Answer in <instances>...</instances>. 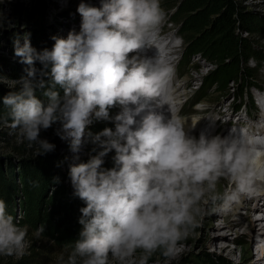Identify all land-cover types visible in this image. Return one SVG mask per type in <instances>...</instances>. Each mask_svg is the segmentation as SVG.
Wrapping results in <instances>:
<instances>
[{
    "label": "clouds",
    "instance_id": "1",
    "mask_svg": "<svg viewBox=\"0 0 264 264\" xmlns=\"http://www.w3.org/2000/svg\"><path fill=\"white\" fill-rule=\"evenodd\" d=\"M77 12L79 31L53 36L51 49L37 51L28 33L14 38L26 75L19 91L0 99L9 110L0 119L17 143L38 145L37 156L54 151L40 136L53 125L74 154L86 137L96 146L86 162L69 165L73 195L84 206L78 238L57 264H148L157 251L171 257L196 227L205 198L227 212L264 183V135L247 127L223 136L192 134L195 124L172 104L178 40L160 34L166 16L160 0H99V6L80 0ZM113 108L119 111L110 115ZM94 121L114 127L92 133ZM113 151V167H103ZM222 178L231 185L223 192L217 187ZM45 230L39 226L34 238ZM27 235L0 199V255H25Z\"/></svg>",
    "mask_w": 264,
    "mask_h": 264
},
{
    "label": "rangeland",
    "instance_id": "2",
    "mask_svg": "<svg viewBox=\"0 0 264 264\" xmlns=\"http://www.w3.org/2000/svg\"><path fill=\"white\" fill-rule=\"evenodd\" d=\"M49 1L53 3L56 0H0V86L7 92L19 91L21 77L26 75L27 65L21 63L20 58L14 55V38L23 37L29 32H36L44 36L47 48L51 49L54 44L53 36L66 37L70 31H66L64 20L68 17L74 21L75 13L72 9L75 8V5L62 9L65 2L49 7ZM237 1L241 9L249 12L252 17L251 31H243L242 34L246 35L252 43L255 58L250 56L241 62V73L237 75V80L220 83L211 82L206 77L207 73L215 68L217 59H211L200 52L189 51L187 48L192 38H195L200 32L197 25H189L187 28L185 26L187 15L197 8L196 2L193 0H160L161 7L166 14L161 30H167L165 35H172L173 42L177 40L181 42L180 45L174 46L176 53L173 55V66L176 68V75L181 74L179 81L174 84L189 81L184 86V91H186L185 96H182V105H184L182 109L184 110L181 111L180 116L195 113L194 106L218 107L223 111L226 106H231L234 113L244 114L242 106L246 104L251 114L256 112L255 101L252 97L256 93L255 86L264 88V61L258 59V55L264 53V0ZM17 4L22 6V10H17ZM28 9L30 15L27 12ZM80 20L81 18L77 19L76 23ZM68 29H71V26L68 25ZM36 67L40 68L37 65ZM242 90L243 93H240ZM36 95L43 102L46 99L43 94L39 93V90L36 91ZM239 100L241 101L238 106L240 109L235 111V104ZM248 100L250 101L247 102ZM185 110L188 113L184 112ZM205 110L211 112L210 114L214 115L215 118L221 115L220 117L223 119L226 116L224 113L218 115L212 110ZM8 111L6 106L2 107L0 118L5 117ZM117 111H119L118 108L111 109L110 115H114ZM104 127H114V125L111 121H94L89 126V130L96 133ZM56 147L59 160L58 166L54 169L56 172H54L53 177H59L60 180L56 185L48 187L46 192L41 195L39 184L36 181L26 180L19 174L20 160L23 157L33 156L31 148L22 151L16 140V132L7 126L4 119H0V163L2 168L0 173L1 180H3V183L1 182L3 185L0 186V199L5 201L6 211L15 218V222L21 226H27L28 235L26 239L30 244L32 241L40 240V246L35 249L37 251L35 254L36 264H57V256L66 248H70L71 245L69 244L58 243L56 239L52 242L49 239L51 236L55 238V233L52 232L47 223L48 206L49 203H55L62 195H66L67 192L73 194L68 175L69 165L86 162L91 155L95 154L92 150L96 146L86 137L79 153L74 154L71 152L68 142L61 140L56 135ZM74 156H78V159H74ZM113 156L114 151L109 152L104 157L103 167H113ZM228 189L226 186L225 191ZM255 191L257 192V190ZM252 194L258 193L252 192ZM245 198L246 195L242 196L240 201ZM79 201L84 206V202L80 199ZM258 201L262 203L263 199ZM252 203L250 202L251 206H253ZM220 204V201L213 203L205 198V201L200 204L202 211L197 216L196 227L190 228L188 234L178 242L174 255L165 257L157 251L149 258L148 264H250L251 260L257 258V254L253 249L254 252L248 256L245 248L248 245H255L257 242L255 239L260 236L259 232L255 233L260 228V221L254 218L259 216V213H256L252 218L246 217L249 208L245 206V203L238 207H235L236 203H234L231 207L236 214L229 220L233 222L235 215H238L241 223L234 225L232 229H228L231 232V237L228 238L229 246L223 249L219 244L216 246L206 244L208 238L213 234L212 232L217 230V226L230 212L221 210ZM259 205L263 206L262 204ZM256 210L259 211V209ZM41 225H45L46 230L42 238L36 239L33 233ZM209 226L212 228H208ZM223 229L225 228H219V230ZM248 236H252L254 239L249 241ZM216 254L224 255L225 261H218L214 256ZM16 257L0 255V264L8 258ZM210 257L214 260L213 262L209 259Z\"/></svg>",
    "mask_w": 264,
    "mask_h": 264
},
{
    "label": "trees",
    "instance_id": "3",
    "mask_svg": "<svg viewBox=\"0 0 264 264\" xmlns=\"http://www.w3.org/2000/svg\"><path fill=\"white\" fill-rule=\"evenodd\" d=\"M196 2V9L187 15L185 22L186 28L189 25H197L200 28L199 35L189 42L187 48L189 51L200 52L209 58H216L215 68L206 75L211 82L217 81L227 83L231 80H237V75L241 73V62L250 56L255 58V51L252 43L242 32H250L252 21L249 12L241 9L237 0H193ZM17 10H22V6L17 4ZM30 15V10L28 9ZM31 45L40 51L47 48L44 36L36 32H29ZM194 53V52H192ZM258 59L264 61V53L258 55ZM38 67L41 65L37 62ZM247 86V85H246ZM9 92L0 86V99ZM40 94L42 90H39ZM243 93V90L240 91ZM62 94V90H61ZM47 102V98L44 100ZM239 100L235 104V110L240 109ZM5 107L0 103V110ZM57 125L47 130H41L40 136L47 139L55 145L54 151L44 156H37L38 145L29 146L27 141L18 143L22 151L31 148L32 157H23L20 160L19 174L26 180L37 182L41 195L46 192L47 188L54 184V169L58 166V153L56 147V129ZM0 171H2L0 163ZM0 173V186L3 185ZM2 182V183H1ZM52 191V190H51ZM53 192V191H52ZM62 192V190H61ZM53 200V199H52ZM47 210V223L55 233V239L58 243L72 245L76 238L81 225L78 218L81 215L79 209L83 206L79 198L67 192L57 199L55 203H49ZM39 245L32 241L28 251L23 256L8 258L2 264H36V250ZM218 261H225L226 257L222 254L214 255ZM214 261L211 257L209 258Z\"/></svg>",
    "mask_w": 264,
    "mask_h": 264
},
{
    "label": "bare ground",
    "instance_id": "4",
    "mask_svg": "<svg viewBox=\"0 0 264 264\" xmlns=\"http://www.w3.org/2000/svg\"><path fill=\"white\" fill-rule=\"evenodd\" d=\"M84 2L95 5V6H99V0H84ZM58 3H64V5H62V9L67 8V6L75 5V8L72 9L75 13L74 21L72 19L66 17L64 22H66V31H69V30L70 31H72V30L79 31V26H80L81 20H80V22H77V23H76V20L81 18L80 14L77 12V6L80 3V0H56L53 3H51L49 1L48 6L51 7V6L56 5ZM65 4H67V5H65ZM68 25L71 26V29H68ZM163 25H164V23L161 25V27H163ZM166 31L167 30L163 29L160 31V34L165 40L172 43L173 42L172 41V35H170V34L165 35ZM175 53H176V50H174V47H172V56ZM176 72H177L176 68L174 67L173 80L175 78L179 79L181 77V74L179 73L176 75ZM175 83H177V82H175ZM188 83H189V81L180 82L176 85L174 83H172V88H173V93H172V98H171L172 104H173L174 108L178 111L179 115H180L181 111L184 110V109H182V106H184V105H182L183 104L182 96H185V94H186V91H184V86ZM194 107L195 108H193V110L196 111L195 113H189L187 116H181L184 118V120L188 124H195L194 129H191V132L193 135L198 136L201 131H204V132H206L208 134H212V135L220 134L223 136V135L228 134V133L225 134V130H226L227 126L224 128V130H221L220 129L221 127L218 125H215V122L213 121V118H215L214 115L210 114L211 112H209V111L207 112L205 109L212 110L214 113L217 112L216 114H218V115L222 114V113L231 114L230 113V112H232L231 106H226L224 108V111L222 109H219L218 107L212 108L211 106H208V107L194 106ZM242 109H244V108L242 107ZM237 110H235V111H237ZM184 112L188 113L187 110H185ZM205 113H207V114H205ZM234 114L237 116L236 120L241 122V123H243L244 120H248L251 118L250 114L247 117L244 116V114H240L237 112H235ZM252 118L249 120V122L252 120ZM225 119H226V121H229L228 118H225ZM218 120H221V117L218 118ZM218 120H216V123ZM224 123H225V121L221 122L220 125H222ZM236 125L239 126L238 124H236ZM215 127L217 130H219L218 133L216 131H214ZM226 186L228 188L231 187V185L229 184V181L227 179L222 178L219 181V184L217 187L221 192H223V191H225ZM255 190H257V192ZM252 192L254 194H256V193H258V194L253 195L251 193L250 195H246L245 199H242V201H239V203H236L234 206L238 207L240 204L245 203V206L247 208H249V211L247 212L246 217H249V218L254 217V215L256 213H259V216H255L254 218L259 219V221H260L259 222L260 228L255 231V233L259 232L260 236H259V238L255 239V241H257V242H255V245H253V246L248 245V246H246L245 250L247 251L248 256H250V254H252L254 252L253 249L256 251L257 258L251 260L250 264H264V183L258 184ZM259 199H263V202L261 203V201H258ZM252 201H253V203H252ZM250 202L253 204V206H251ZM259 204H262L263 206H261ZM256 209H259V211H257ZM232 210H233V207H231V209L229 210L230 212H228L226 214V216L223 219V222H221L217 226V230H214L212 232L213 234L207 240V243H206L207 245L216 246L219 244V246L223 249H226L229 246V239L228 238L231 237V232L228 229H232V227L234 225L241 223V219L237 217L238 215H235V220L233 222L229 220L230 217H232L234 214H236ZM208 228H212V227L209 226ZM219 228H225V229L219 230ZM213 229H214V227H213ZM261 237H262V239H260ZM248 238H249V241L254 239V237H252V236H248Z\"/></svg>",
    "mask_w": 264,
    "mask_h": 264
},
{
    "label": "built area",
    "instance_id": "5",
    "mask_svg": "<svg viewBox=\"0 0 264 264\" xmlns=\"http://www.w3.org/2000/svg\"><path fill=\"white\" fill-rule=\"evenodd\" d=\"M50 206H48V208H49ZM52 242H54V240H55V238H54V236H51L50 238H49ZM27 240V239H26ZM35 243H36V245H39L40 244V240H37V241H35ZM30 247V246H29ZM28 247V248H29ZM27 251H28V249H27Z\"/></svg>",
    "mask_w": 264,
    "mask_h": 264
}]
</instances>
